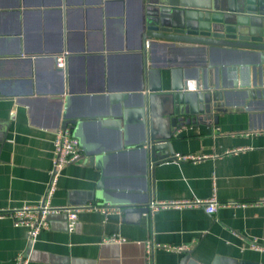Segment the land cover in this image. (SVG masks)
Instances as JSON below:
<instances>
[{
  "label": "crops",
  "instance_id": "0c3cea01",
  "mask_svg": "<svg viewBox=\"0 0 264 264\" xmlns=\"http://www.w3.org/2000/svg\"><path fill=\"white\" fill-rule=\"evenodd\" d=\"M147 43L139 0H0V214L42 200L60 128L72 131L84 155L62 170L51 206L118 208L81 212L71 232L65 214L52 215L32 244L2 216L0 264H16L20 254L28 264H178L186 253L155 248L149 261L148 243L187 247L199 264H264V253L247 246L264 239V99L229 86L225 69L209 70L210 83L225 91L224 108L178 128L167 153L152 160L147 114L160 117L164 102L147 106L141 75L160 69L170 51ZM210 61L229 65L219 54ZM186 81L196 83L193 72ZM234 149L243 150L225 154ZM212 197L233 205L211 215L147 211L151 201ZM111 236L123 241L106 242Z\"/></svg>",
  "mask_w": 264,
  "mask_h": 264
},
{
  "label": "water",
  "instance_id": "95a60500",
  "mask_svg": "<svg viewBox=\"0 0 264 264\" xmlns=\"http://www.w3.org/2000/svg\"><path fill=\"white\" fill-rule=\"evenodd\" d=\"M139 2L141 41L145 38L147 47L163 45L170 51L160 69L151 68L141 75V85L148 92L147 106L164 102L160 117L147 114L148 152L155 160L167 153L178 128L204 123L224 108L225 91L222 85L210 83L209 70L225 69L229 86L246 93L252 89L264 99V0ZM215 54L223 56L229 65L212 66L210 59ZM141 66L143 70V59ZM162 72L168 80L166 88ZM192 72L195 90L187 91L186 79ZM184 254L178 264H199L189 252ZM213 264L261 263L217 258Z\"/></svg>",
  "mask_w": 264,
  "mask_h": 264
},
{
  "label": "built area",
  "instance_id": "2783aa9c",
  "mask_svg": "<svg viewBox=\"0 0 264 264\" xmlns=\"http://www.w3.org/2000/svg\"><path fill=\"white\" fill-rule=\"evenodd\" d=\"M65 55L63 54L59 58H56V65L62 67L65 61ZM195 85L187 83V91H194ZM52 160L50 169V180L47 185L46 192L42 200L34 205H23L19 208L10 210L6 213L0 214V217L8 215L12 221L14 227H22L26 230V238L30 244L36 241L37 237L42 231L48 229L49 217L55 214H65L67 218L68 231H73L74 226L78 220V215L83 211H98L104 215L118 212V208L111 206L99 207L96 205L88 204L81 207H62L56 208L51 206L50 200L52 194L56 188L58 178L62 170L70 164L78 162L84 155L83 148L78 138L68 128H60L53 133L52 138ZM243 149L229 150L225 154H236ZM206 156H191V155H179L175 154L174 159L176 161L192 162L196 163ZM231 203H220L214 197L207 200H174L167 202H155L151 201L148 204L147 211L150 216L160 210H183L202 208L206 214L211 215L216 210L223 206H232ZM111 243H121L123 240L115 236H111L105 240ZM249 250L258 253H264V239L257 240L252 239L247 242ZM147 258L150 261L151 250L153 249H166L174 252H188L187 247H164L148 243ZM16 264H28V257L24 254H20L16 257Z\"/></svg>",
  "mask_w": 264,
  "mask_h": 264
}]
</instances>
